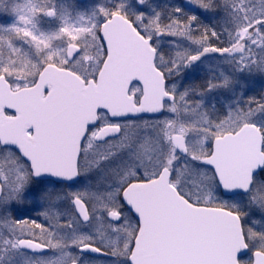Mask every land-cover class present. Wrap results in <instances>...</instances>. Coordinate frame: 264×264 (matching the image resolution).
Listing matches in <instances>:
<instances>
[{"label":"snow or ice","instance_id":"1","mask_svg":"<svg viewBox=\"0 0 264 264\" xmlns=\"http://www.w3.org/2000/svg\"><path fill=\"white\" fill-rule=\"evenodd\" d=\"M0 264H264V0H0Z\"/></svg>","mask_w":264,"mask_h":264}]
</instances>
